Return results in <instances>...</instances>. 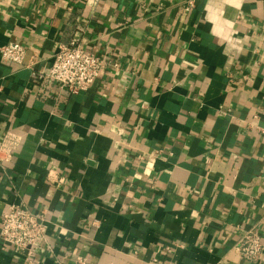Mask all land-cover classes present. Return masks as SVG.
<instances>
[{
	"label": "crops",
	"instance_id": "crops-1",
	"mask_svg": "<svg viewBox=\"0 0 264 264\" xmlns=\"http://www.w3.org/2000/svg\"><path fill=\"white\" fill-rule=\"evenodd\" d=\"M0 0V222L44 216L0 264H264V0ZM105 60L88 91L33 81L60 46ZM30 253V254H29Z\"/></svg>",
	"mask_w": 264,
	"mask_h": 264
},
{
	"label": "built area",
	"instance_id": "built-area-1",
	"mask_svg": "<svg viewBox=\"0 0 264 264\" xmlns=\"http://www.w3.org/2000/svg\"><path fill=\"white\" fill-rule=\"evenodd\" d=\"M196 0H186L183 8L190 12ZM26 50L19 44H8L0 48L2 63L23 66ZM106 62L101 57L84 52L75 42L60 46L54 54L51 64L40 71L32 70L33 81L46 80L57 86L60 91L77 95L88 91L92 83L105 68ZM264 138V127L260 130ZM21 137L8 132L0 146V163L9 162L21 145ZM44 239V216L29 211L23 205H9L0 222V243L5 247H14L21 251H30L37 241ZM234 253L245 262L256 264L262 254L261 237L256 228L246 231L232 247ZM30 254V253H29ZM83 263V259H77ZM24 264H29L28 262Z\"/></svg>",
	"mask_w": 264,
	"mask_h": 264
}]
</instances>
